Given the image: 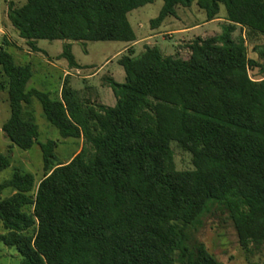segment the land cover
Segmentation results:
<instances>
[{"label":"trees","instance_id":"obj_1","mask_svg":"<svg viewBox=\"0 0 264 264\" xmlns=\"http://www.w3.org/2000/svg\"><path fill=\"white\" fill-rule=\"evenodd\" d=\"M155 0H24L8 17L35 50L39 39L65 41L60 58L80 67L73 42L136 40L128 14ZM193 2L207 21L226 9L222 32L188 44L190 55L158 45L133 47L119 63L125 81L106 77L113 106L82 98L67 75L61 96L27 89L31 64L0 45L2 87L11 115L2 129L22 149L33 147L38 99L63 138H83L79 152L56 162L53 139L40 142L45 173L16 171L0 181V244L21 264H221L197 238L208 219L232 227L248 256L264 247V75L249 58L238 27L264 36V0H163L151 27ZM264 59V44L255 47ZM264 69V68H262ZM171 141L192 154L179 170ZM11 164L0 154V173Z\"/></svg>","mask_w":264,"mask_h":264},{"label":"rangeland","instance_id":"obj_2","mask_svg":"<svg viewBox=\"0 0 264 264\" xmlns=\"http://www.w3.org/2000/svg\"><path fill=\"white\" fill-rule=\"evenodd\" d=\"M10 2L20 5L24 0H0V45L10 51L18 64H31L33 76L27 84V89L37 88L50 93L51 97L61 96L62 85L66 69L70 70L69 84L79 91L82 98L90 99L94 104L103 102L113 106L116 97L112 88L106 83L105 78L113 76L118 82L125 81V71L119 63L122 55L118 51L126 44L124 41H86L73 42L72 52L81 69L71 68L68 61L60 58L65 43L62 39H39L36 41L40 48L35 50L28 41L22 38L8 17ZM163 6V0H155L129 12V21L137 35H148L153 29L159 34L149 39L150 45H158L165 55L178 54L183 58L190 55L188 44L198 37L216 35L222 32L224 23L213 22L205 25L207 17L203 9L196 2L190 7L178 6L177 15L169 16L158 28L151 27V20L156 18ZM226 17V9L221 5L218 18ZM143 25V28L140 27ZM198 25L194 30L186 27ZM175 33H174V32ZM145 33V34H144ZM243 36L247 46L249 58L257 59L259 66L250 69L253 78L264 75V59L260 58L255 47L264 44V36L251 35L246 28L238 27L233 33L234 38ZM132 42V41H131ZM146 41L134 45L136 55L144 50ZM89 77V78H83ZM3 80L0 72V154L7 155L11 164L1 171L0 181L10 179L16 171H28L34 174L36 183L45 173L43 152L40 142L53 139L56 142V162H67L83 146V138H63L59 130L46 118L42 105L38 99H33L28 108L32 109L35 120L39 126V137L32 148L22 149L14 144L4 133L2 126L10 117L11 109L8 89L2 87ZM174 160L177 169H193L192 154L183 149L176 141H171ZM10 189L0 193V197L12 194ZM5 229L0 224V234ZM197 238L204 242L208 250L220 261L221 264H264V247L255 255L248 256L241 247L238 237L232 227H223L217 220L210 218L204 227L197 232ZM22 256L14 247L0 244V264H21Z\"/></svg>","mask_w":264,"mask_h":264},{"label":"crops","instance_id":"obj_3","mask_svg":"<svg viewBox=\"0 0 264 264\" xmlns=\"http://www.w3.org/2000/svg\"><path fill=\"white\" fill-rule=\"evenodd\" d=\"M213 22H220V23H225V19L224 18H216V19H214V20H211V21H206V22H204L205 23V25L206 24H208V23H213ZM140 27L141 28H143V25L142 24H140ZM195 27H198V25H194V26H190V27H186L185 29L186 30H189V29H192V30H194L195 29ZM158 28V27H157ZM155 29V28H154ZM174 32V31H173ZM175 33V32H174ZM145 34V33H144ZM148 35H146L145 34V36H142L143 35V33H141L140 35H137V33H136V40H134V41H132V42H126V44L118 51V53L119 54H123V53H125V51L129 48V47H134V45H136V44H138V43H140V42H143V41H146V44H151V43H149V39L150 38H152V37H155V36H157V35H159L158 33L156 34L155 33V31L152 29L151 30V32H148L147 33ZM79 63V62H78ZM79 65H80V63H79ZM72 68V67H71ZM73 68H76V69H78V70H80L81 69V65H80V67H73ZM70 74V70L68 71L67 69H66V71H65V76H67V75H69ZM111 77H113V76H111ZM83 78H89V77H83ZM114 78V77H113ZM100 103H103V102H100ZM104 104V103H103Z\"/></svg>","mask_w":264,"mask_h":264}]
</instances>
